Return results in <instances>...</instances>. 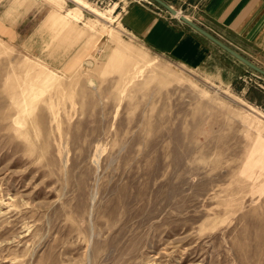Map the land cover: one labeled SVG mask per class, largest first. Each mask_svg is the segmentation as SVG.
<instances>
[{
    "label": "rangeland",
    "instance_id": "obj_1",
    "mask_svg": "<svg viewBox=\"0 0 264 264\" xmlns=\"http://www.w3.org/2000/svg\"><path fill=\"white\" fill-rule=\"evenodd\" d=\"M132 1L53 0L38 49L53 4L0 0V264H264V76L150 52Z\"/></svg>",
    "mask_w": 264,
    "mask_h": 264
},
{
    "label": "crops",
    "instance_id": "obj_2",
    "mask_svg": "<svg viewBox=\"0 0 264 264\" xmlns=\"http://www.w3.org/2000/svg\"><path fill=\"white\" fill-rule=\"evenodd\" d=\"M27 0H13L7 14L16 5ZM53 4L26 45L42 46L43 24ZM193 22L203 27L232 49L264 69V0H164ZM122 28L141 42L146 49L164 56L189 69L213 75L221 82L231 84L240 76L239 67H246L236 58L199 34L178 15L170 14L155 2H129L120 15ZM0 29L9 31L7 25ZM46 34V32H45ZM39 37V38H38ZM246 71V70H245ZM253 71V70H252Z\"/></svg>",
    "mask_w": 264,
    "mask_h": 264
},
{
    "label": "water",
    "instance_id": "obj_3",
    "mask_svg": "<svg viewBox=\"0 0 264 264\" xmlns=\"http://www.w3.org/2000/svg\"><path fill=\"white\" fill-rule=\"evenodd\" d=\"M158 4L159 6L166 9L170 14L172 15H178L179 19L188 24L190 27H192L195 31H197L199 34L210 40L212 43L223 49L225 52L230 54L232 57L236 58L238 61H240L242 64H244L246 67L250 68L254 72L264 76V69L259 67L258 65L254 64L252 61L232 49L230 46L219 40L217 37H215L213 34L205 30L203 27L199 26L195 22H193L191 19H189L187 16L183 14H178L177 10L174 9L171 5L167 4L164 0H150Z\"/></svg>",
    "mask_w": 264,
    "mask_h": 264
},
{
    "label": "bare ground",
    "instance_id": "obj_4",
    "mask_svg": "<svg viewBox=\"0 0 264 264\" xmlns=\"http://www.w3.org/2000/svg\"><path fill=\"white\" fill-rule=\"evenodd\" d=\"M32 84L33 83H31V84H29V83L28 84H24L26 86L20 88V94H21L22 102H23V104L25 106H27V107H25L24 110L28 109V107H30L28 105H31L32 103H34L37 100L38 95H40V93L36 90V88L34 86H32Z\"/></svg>",
    "mask_w": 264,
    "mask_h": 264
},
{
    "label": "built area",
    "instance_id": "obj_5",
    "mask_svg": "<svg viewBox=\"0 0 264 264\" xmlns=\"http://www.w3.org/2000/svg\"><path fill=\"white\" fill-rule=\"evenodd\" d=\"M147 2H151L150 0H146Z\"/></svg>",
    "mask_w": 264,
    "mask_h": 264
}]
</instances>
